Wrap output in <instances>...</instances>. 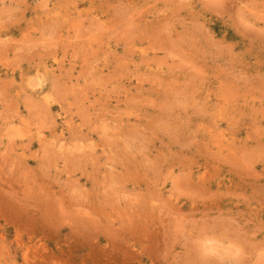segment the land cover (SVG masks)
<instances>
[{
  "label": "rangeland",
  "instance_id": "rangeland-1",
  "mask_svg": "<svg viewBox=\"0 0 264 264\" xmlns=\"http://www.w3.org/2000/svg\"><path fill=\"white\" fill-rule=\"evenodd\" d=\"M0 264H264V0H0Z\"/></svg>",
  "mask_w": 264,
  "mask_h": 264
},
{
  "label": "bare ground",
  "instance_id": "bare-ground-1",
  "mask_svg": "<svg viewBox=\"0 0 264 264\" xmlns=\"http://www.w3.org/2000/svg\"><path fill=\"white\" fill-rule=\"evenodd\" d=\"M35 71H36V70H35ZM36 73H38V72H36ZM34 75H35V74H34ZM41 76H42V75H41ZM45 80H46V78H45ZM36 81H37V80H36ZM45 83H46V82H45ZM38 84H39V83H38ZM43 84H44V83H43ZM43 84H42V85H43ZM37 86H38V85H37ZM37 86H36V87H37ZM43 87H44V85H43ZM43 87H42V88H43ZM34 88H35V87H34ZM37 88H38V87H37ZM36 91H38V90H36ZM36 91H35V92H36ZM43 92H44V91H43ZM40 93H41V92H40ZM45 94H47V93H45ZM37 95H38V94H37ZM40 97H41V96H40ZM42 97H43V96H42ZM44 98H45V97H44ZM44 98H43V99H44ZM41 99H42V98H41ZM46 101H47V100H46ZM48 102H49V101H48ZM59 114H60V113H59ZM61 116H62V115H61ZM60 121H61V120H60ZM63 121H64V118H63ZM64 122H65V121H64ZM61 123H62V122H61ZM63 125H65V124L63 123ZM61 126H62V125H61Z\"/></svg>",
  "mask_w": 264,
  "mask_h": 264
}]
</instances>
